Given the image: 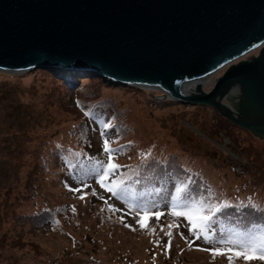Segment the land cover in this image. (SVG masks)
Here are the masks:
<instances>
[{
	"label": "rangeland",
	"instance_id": "374dc122",
	"mask_svg": "<svg viewBox=\"0 0 264 264\" xmlns=\"http://www.w3.org/2000/svg\"><path fill=\"white\" fill-rule=\"evenodd\" d=\"M262 45L223 65L194 95L208 93L228 65L257 56ZM88 77L46 67L0 69V264H229L225 255L213 258L200 250L211 245L189 232L185 217L172 215L163 202L170 197L166 189L154 202L162 206L143 210L161 194L151 192L144 199L148 204L139 205L125 194L114 196L96 183L93 165L107 161L102 150L107 139L110 148H122L113 154L121 175L115 176L118 170L110 175V186L120 185L155 155L167 153L166 158L170 155L191 171L187 178L196 188L200 184L194 176L203 175L205 186L192 200L203 197L206 205L237 201L238 195L263 200L264 134L235 124L207 101L182 102L157 87H127ZM89 96L96 100L85 108ZM105 123L118 129L110 128L102 137ZM55 151L57 155H50ZM86 156L90 159L83 161ZM67 159L80 161L66 165ZM135 185L132 181L129 186ZM32 194L37 206L55 212L52 223L35 227L27 217L19 218L34 202ZM169 231L170 245L165 235ZM182 236L192 242L191 248ZM233 264L264 261L241 257Z\"/></svg>",
	"mask_w": 264,
	"mask_h": 264
},
{
	"label": "water",
	"instance_id": "95a60500",
	"mask_svg": "<svg viewBox=\"0 0 264 264\" xmlns=\"http://www.w3.org/2000/svg\"><path fill=\"white\" fill-rule=\"evenodd\" d=\"M263 43L264 0H0V69L73 70L157 87L182 102L212 103L261 134ZM259 45L208 93H191L199 77ZM189 78L188 95L180 89Z\"/></svg>",
	"mask_w": 264,
	"mask_h": 264
},
{
	"label": "trees",
	"instance_id": "16d2710c",
	"mask_svg": "<svg viewBox=\"0 0 264 264\" xmlns=\"http://www.w3.org/2000/svg\"><path fill=\"white\" fill-rule=\"evenodd\" d=\"M92 76L93 75H90V77L88 78H92ZM103 80L105 82L108 81L106 79ZM67 83L68 85H71V83H69L68 81ZM130 86L133 85H127V87ZM89 97L90 98H87V100L84 102L85 108H88L91 105V103H93L96 100L92 98V96ZM87 120L92 121L90 116L87 117ZM113 127L114 125L112 126V124L111 125L109 124V127L107 128L106 131H108V129L110 128L113 131H116V129H118V128L115 129ZM102 130H104V128ZM52 154L57 155L56 151L50 153V155ZM64 156H61L63 161L66 160ZM166 156L167 153L166 155L159 153L155 155L153 158H151L149 161L145 162L144 164H140L137 167H135L129 174H127L129 177L127 176L128 178L125 181H123L120 185L115 187L116 191H118L121 195L125 194L124 198H127L132 203L138 205L140 203L148 204V202H146L145 200H149L147 195L150 194L151 192H156L158 194H161L160 196L158 195L159 197L153 200V203L155 201H159V198H162L163 194L165 193L164 191L165 189L170 195V197L164 198L163 202L164 203L168 202V204L169 202L172 201V194L174 195L175 190H177V188H181L182 190H184L182 192H178L177 195L175 194V196L177 197L176 200L177 204H182L184 202L185 196L188 197L189 199H191V197L193 198L198 197L197 195H195V193L197 192L198 189L203 188L205 186L201 184V181H203V177H202L203 175L201 177L198 174L194 176L197 183L200 184V186L196 188V185L192 182V180L187 178V176H189L191 171L183 169L181 167V162H176V160L174 162V159H172L170 155H168L167 158ZM89 159L90 157L86 156V158L83 161H88ZM79 161L80 160L67 159L66 163L64 164L66 165L77 164ZM149 162H152L153 164L147 165V163ZM231 162H233L232 164L236 168L240 167V164L238 162H234V160ZM72 168H75V166H73ZM93 168L96 169V165H93ZM93 172H95L96 175V171ZM120 175H121V170L118 169L115 176L119 177ZM144 180H146L144 186L139 185ZM132 181L136 182V185L130 187L129 185L130 182ZM34 195L35 194L30 195L31 199L34 200V202L30 204L27 210H24V212L19 213V218L27 217L29 219V222L31 223V226H35V227L38 225H42L46 222L52 223L55 217V212H52V209H50L47 206H43V207L37 206L35 203L38 200ZM245 197H246L245 195L244 196L238 195L237 201L230 199L224 202L231 206L227 208H223L221 212L215 214L213 223L211 225L213 229V234L220 236L222 234L232 233L234 237L250 234L252 237L258 240L262 236H264V231H262V229H264V199L263 200L253 199L254 196L252 197L248 196L247 198ZM221 203L222 201H220L218 205H220ZM149 205H151V207L150 206L142 207L143 210H149L159 205L162 206V204H159V202L154 204L149 203ZM176 209H183V208L178 207Z\"/></svg>",
	"mask_w": 264,
	"mask_h": 264
},
{
	"label": "snow or ice",
	"instance_id": "6c2138e0",
	"mask_svg": "<svg viewBox=\"0 0 264 264\" xmlns=\"http://www.w3.org/2000/svg\"><path fill=\"white\" fill-rule=\"evenodd\" d=\"M88 113H86L87 115ZM104 130L101 131V136L104 137L107 135V128L109 125L104 124ZM102 150L108 155L106 162L97 161L96 162V183H98L106 191L112 193L114 196H119V192L116 191L115 187L110 186L107 182V178L110 175H113L119 168L120 165L113 163V154L122 151V148H110L109 140L104 139L102 142ZM116 181H112V185H116ZM73 191H79V189H72ZM181 188H177V192H182ZM95 195V192H93ZM84 197L81 196L80 199ZM177 197L172 196V201L169 202V206L173 211L172 215L174 216H183L191 225L189 227V232L196 236L197 239H203L207 244H210L211 247L208 249H200L202 251H209L210 254L215 258L218 255H225L228 259L229 264H233L234 259L243 258L244 260L250 259H259L264 261V236L259 240L252 237L250 234L235 236L232 233L222 234L217 236L213 234V229L211 227L215 214L222 211L223 208L230 207L231 205L227 203H221L220 205H206L205 199L202 197L201 200H192L188 197H184V202L182 204L176 203ZM183 208L184 211H175L176 208ZM139 211V209H138ZM208 213L201 215V213ZM157 218H159V213H156ZM140 227L143 229L146 227L145 223H140ZM173 225H169L171 228ZM125 227H130V225H125ZM135 230V229H133ZM264 231V229H262ZM165 235L169 237L168 244H171V232H166ZM182 239H185V242L188 246L192 247V242L189 241L186 237L182 236ZM158 243V242H157ZM217 245H223L224 247H218ZM239 249V250H237ZM167 250V246H166ZM231 253V255H229Z\"/></svg>",
	"mask_w": 264,
	"mask_h": 264
},
{
	"label": "bare ground",
	"instance_id": "6f19581e",
	"mask_svg": "<svg viewBox=\"0 0 264 264\" xmlns=\"http://www.w3.org/2000/svg\"><path fill=\"white\" fill-rule=\"evenodd\" d=\"M221 67H222V65H221L220 67H218L217 70H215V71H213V72H211V73H208V74H205V75L199 77V80L194 84L191 93H192V94L197 93L198 91H197L196 89H197L198 85H200L201 83H207L208 80H209L208 78L210 77V75L214 74V73H215L216 71H218V69H220ZM192 79H193V78H189V79H185V80H184V81H185V83H184V85H183L184 88L182 87V88L180 89V91H181L182 93H184V94H188V95H189L188 89H189V84H190V82H191ZM184 81H183V82H184ZM145 87H147V86H145Z\"/></svg>",
	"mask_w": 264,
	"mask_h": 264
}]
</instances>
